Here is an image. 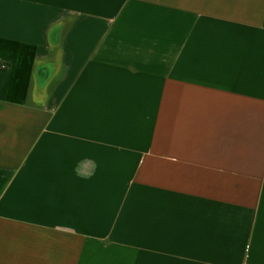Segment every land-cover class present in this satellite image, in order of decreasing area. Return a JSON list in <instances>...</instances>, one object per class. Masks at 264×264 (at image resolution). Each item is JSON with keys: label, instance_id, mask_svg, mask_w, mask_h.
<instances>
[{"label": "crops", "instance_id": "1", "mask_svg": "<svg viewBox=\"0 0 264 264\" xmlns=\"http://www.w3.org/2000/svg\"><path fill=\"white\" fill-rule=\"evenodd\" d=\"M0 264H264V0H0Z\"/></svg>", "mask_w": 264, "mask_h": 264}]
</instances>
